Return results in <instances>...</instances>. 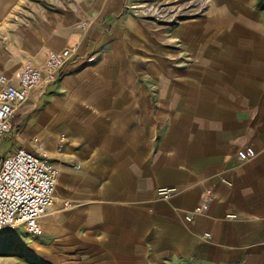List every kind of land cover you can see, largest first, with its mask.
Instances as JSON below:
<instances>
[{"label": "crops", "instance_id": "obj_1", "mask_svg": "<svg viewBox=\"0 0 264 264\" xmlns=\"http://www.w3.org/2000/svg\"><path fill=\"white\" fill-rule=\"evenodd\" d=\"M250 8L227 34L221 11L209 36L206 6L181 40L133 0H0V75L78 48L26 111L24 148H46L59 170L55 201L41 234L2 229L0 252L24 264H240L221 255L263 252L264 3ZM177 40L183 51H162ZM245 147L256 154L241 161Z\"/></svg>", "mask_w": 264, "mask_h": 264}, {"label": "built area", "instance_id": "obj_2", "mask_svg": "<svg viewBox=\"0 0 264 264\" xmlns=\"http://www.w3.org/2000/svg\"><path fill=\"white\" fill-rule=\"evenodd\" d=\"M86 23H83L85 26ZM77 45L49 52L43 67L32 61L23 63L16 75H0V142L12 129V120L18 109L30 98L38 85L58 80L66 63L77 53ZM93 58H89L92 60ZM256 154L252 147L237 151V157L246 161ZM59 171L45 153L20 147L0 163V231L7 227L24 225L33 234H41L40 219L53 204ZM159 195L169 197L174 189H160ZM211 191L203 194V201L195 212L208 208ZM194 213L186 216L191 221ZM210 237V233H204Z\"/></svg>", "mask_w": 264, "mask_h": 264}, {"label": "rangeland", "instance_id": "obj_3", "mask_svg": "<svg viewBox=\"0 0 264 264\" xmlns=\"http://www.w3.org/2000/svg\"><path fill=\"white\" fill-rule=\"evenodd\" d=\"M263 3L264 0H209V2L205 5V0H133L134 10H137L136 11L137 14L142 15L144 19H148V20L151 19L153 21L156 20L160 26L158 27L160 30L166 29L171 36L175 34L180 35L178 39L180 38L181 40L183 39L182 37H183L184 21L191 18L194 21H196L199 18L205 21L207 17L206 16L207 13L203 14L202 16L204 17L203 19L201 15H202V11L204 10V7L206 6L208 7V15H209L208 16L209 36H215L222 29V27L220 28V22H221L220 13L221 11H224V6L227 7V13H225L224 11V29L226 33L228 29L230 30V27L228 28V26L231 24L230 20H232L233 18L238 19L240 16L248 15L249 9H251L250 5L253 4L260 5ZM252 14L257 15V12H254ZM254 18L255 17H253V19ZM173 23H176L177 28L168 30L169 28L166 27V25H171ZM175 43L177 44L175 45L173 44L172 47L177 45L176 49H173L171 46L169 47L168 45L164 44L161 45L162 51L168 52L169 50L170 51L184 50V43L182 41L177 40V42ZM32 102L33 100L30 97L29 100H27L18 109L12 121L11 131L7 132L3 137V139L1 140L0 163L7 157L13 155L18 149V147H24V141H25L24 129L26 127L25 124H28L32 127L33 126L32 123L35 122L34 117H29V115L26 114L27 106L30 105ZM36 132H37L36 136L39 137V141L44 142L45 138H43V136L41 135L40 129L39 131L37 130ZM33 133L35 136V132ZM38 145L40 146V143H38ZM46 150H47L46 148H43V150H41L39 153L47 154ZM47 157L49 158L50 156L47 154ZM55 193H54V201H55ZM25 230H26L25 226L20 225L18 230L14 231V233L23 234L25 233ZM12 233L13 232H9L8 234L4 232L5 238H7ZM15 254L16 255L11 256L12 254H10L8 250L4 252H0V264H24V262L22 261L23 260L22 254H20V252L18 251L15 252ZM221 258H225L232 261L233 260L241 261L240 264H264V251L263 252L257 251L256 253H252L251 250H249L247 252H242L240 253V258H238L236 255L232 253L231 254L223 253L221 255ZM234 264H239V263L236 262Z\"/></svg>", "mask_w": 264, "mask_h": 264}, {"label": "clouds", "instance_id": "obj_4", "mask_svg": "<svg viewBox=\"0 0 264 264\" xmlns=\"http://www.w3.org/2000/svg\"><path fill=\"white\" fill-rule=\"evenodd\" d=\"M209 2V0H205V5ZM224 11L227 13V7L224 6ZM249 26L252 28V30H255V22L249 21Z\"/></svg>", "mask_w": 264, "mask_h": 264}, {"label": "trees", "instance_id": "obj_5", "mask_svg": "<svg viewBox=\"0 0 264 264\" xmlns=\"http://www.w3.org/2000/svg\"><path fill=\"white\" fill-rule=\"evenodd\" d=\"M13 121V120H12Z\"/></svg>", "mask_w": 264, "mask_h": 264}]
</instances>
